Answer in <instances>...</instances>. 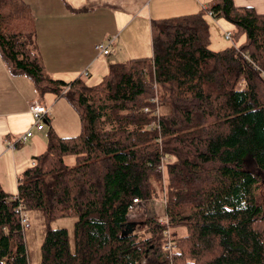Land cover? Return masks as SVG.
<instances>
[{"label": "trees", "instance_id": "1", "mask_svg": "<svg viewBox=\"0 0 264 264\" xmlns=\"http://www.w3.org/2000/svg\"><path fill=\"white\" fill-rule=\"evenodd\" d=\"M208 10L233 24L230 45L210 47ZM151 32L150 57L110 64L95 85L65 82L44 68L28 4L0 0L9 71L40 94L65 97L80 121L75 136L48 130L15 195L0 186V264H29L19 204L43 213L40 264H264V189L263 199L256 194L264 181V14L214 0L200 13L153 20ZM152 67L168 106L158 127L143 112L154 91L142 70ZM158 195L163 214L144 221L149 237L139 240L127 232L128 207ZM68 216L76 217L73 246L65 228L50 227Z\"/></svg>", "mask_w": 264, "mask_h": 264}, {"label": "crops", "instance_id": "2", "mask_svg": "<svg viewBox=\"0 0 264 264\" xmlns=\"http://www.w3.org/2000/svg\"><path fill=\"white\" fill-rule=\"evenodd\" d=\"M33 12L36 42L46 72L65 82L80 78L98 84L112 63L152 55L151 22L200 13L214 0H24ZM235 7H251L264 14V0H231ZM210 11V10H208ZM207 11V15L208 14ZM214 16V15H213ZM207 18L214 49L228 46L213 17ZM231 22L225 28L231 26ZM112 39L109 52H99V42ZM226 40V39H225ZM87 71L86 78H81ZM37 98L50 108L42 130L32 127L28 102ZM27 129L32 135L19 137ZM58 136L79 134L77 112L63 96L40 94L32 80L12 74L0 55V186L13 196L18 178L35 164L46 148L47 132Z\"/></svg>", "mask_w": 264, "mask_h": 264}, {"label": "rangeland", "instance_id": "3", "mask_svg": "<svg viewBox=\"0 0 264 264\" xmlns=\"http://www.w3.org/2000/svg\"><path fill=\"white\" fill-rule=\"evenodd\" d=\"M206 17H209L206 13ZM214 17V16H213ZM207 19V18H206ZM210 19H213V22L217 24L216 26L223 31H229L233 33L235 31L233 24L229 26V28H225V25L230 22L225 17L221 15H217L215 18L210 17ZM225 43H229L230 45L232 43V40H225L223 38ZM211 48L214 49V46L211 44ZM86 72V71H84ZM82 73L81 78H86V75ZM142 77L144 82L153 89L154 95L150 97V99L147 101L148 106H150V110H155L159 114H164L168 110V106L162 102L159 101L158 97V85L155 80V72L154 68H144L142 70ZM152 99H157V103L152 102ZM151 113V112H149ZM45 126L46 123H44ZM75 155L68 154L64 157V160L66 164L73 165L75 164ZM159 169H161V165L159 166ZM263 189H264V181H259L257 184V190L256 194L258 197H261L263 199ZM163 197H160L158 195L157 197L143 200L134 210H132L128 214V220L134 222L133 225H131V232H135L138 236V239H144L148 238L149 231L147 230L146 226L144 225V221L146 222L151 216H159L163 214ZM26 217L28 220V226L25 227V241L27 246V255L29 264H40V258H41V251L40 246L43 240L44 232L46 229V224L44 221L43 213L40 210H30L26 211ZM76 220V217L74 216H68V217H60L57 218L50 223L51 228H65L68 231V237L70 240V244L73 246V229H74V222ZM176 234L179 236L186 234V228L179 226L176 228Z\"/></svg>", "mask_w": 264, "mask_h": 264}, {"label": "built area", "instance_id": "4", "mask_svg": "<svg viewBox=\"0 0 264 264\" xmlns=\"http://www.w3.org/2000/svg\"><path fill=\"white\" fill-rule=\"evenodd\" d=\"M209 15L213 16L212 11H208ZM223 37L226 40H232V33L229 31H223ZM112 43V39H107L105 41L99 42L96 45V48L99 50L100 53H102L103 55L107 54L109 52V46ZM85 75H87V71L84 72ZM262 76L264 77V72H262ZM152 102L157 103V99H152ZM28 110L29 113L32 116L33 119V124L32 127H35L37 130H42L44 127V122L47 119V117L50 114V108L48 106H46L43 102H41V100L34 98L31 99L28 102ZM143 112L144 113H149L151 112V114H153L155 116V118H157L154 122H152L151 126L152 127H158V119L160 118L161 114L157 113V111L155 110H150V107L145 106L143 108ZM32 135L31 129H27L23 134L20 135L19 137V141H25L26 139H28L30 136ZM161 169L163 170V166L161 165ZM142 201L139 198H133V201L131 202V204L129 205L128 209L130 211L134 210L136 208V206H138ZM165 203V200H163V204ZM18 212L20 213V223L23 227V229L25 227L28 226V220L26 217V210L22 208V205L19 204L17 206ZM167 221V219L165 217H162L160 219V222L163 223ZM25 230V229H24ZM135 233V232H133ZM165 248L171 253L172 249L174 250V241H172L170 238H168L166 240L165 243Z\"/></svg>", "mask_w": 264, "mask_h": 264}, {"label": "water", "instance_id": "5", "mask_svg": "<svg viewBox=\"0 0 264 264\" xmlns=\"http://www.w3.org/2000/svg\"><path fill=\"white\" fill-rule=\"evenodd\" d=\"M45 122H46V120H45ZM134 224V222H131V223H129V229H128V231L127 232H131V225H133Z\"/></svg>", "mask_w": 264, "mask_h": 264}]
</instances>
